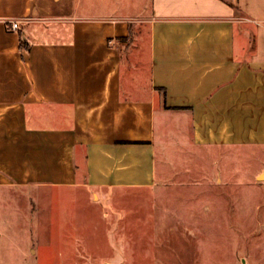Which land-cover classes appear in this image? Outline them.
Listing matches in <instances>:
<instances>
[{
  "label": "crops",
  "instance_id": "0c3cea01",
  "mask_svg": "<svg viewBox=\"0 0 264 264\" xmlns=\"http://www.w3.org/2000/svg\"><path fill=\"white\" fill-rule=\"evenodd\" d=\"M205 152L264 185V0H0V264H70L30 256H76L89 197Z\"/></svg>",
  "mask_w": 264,
  "mask_h": 264
},
{
  "label": "rangeland",
  "instance_id": "374dc122",
  "mask_svg": "<svg viewBox=\"0 0 264 264\" xmlns=\"http://www.w3.org/2000/svg\"><path fill=\"white\" fill-rule=\"evenodd\" d=\"M179 154L164 166L166 178L157 186L106 190L104 197H89L92 206L84 210L91 227L76 229L86 242L75 246L76 256H30V261L264 264V185L253 180L248 163L237 164L235 181L228 189V184L216 181L211 154L205 152L199 160ZM237 157L246 156L239 150ZM43 194L35 197L37 205L51 199L48 190ZM61 199L52 212L68 208L67 197ZM75 209L79 224V204Z\"/></svg>",
  "mask_w": 264,
  "mask_h": 264
},
{
  "label": "built area",
  "instance_id": "2783aa9c",
  "mask_svg": "<svg viewBox=\"0 0 264 264\" xmlns=\"http://www.w3.org/2000/svg\"><path fill=\"white\" fill-rule=\"evenodd\" d=\"M10 28L13 30L18 28V21H11Z\"/></svg>",
  "mask_w": 264,
  "mask_h": 264
}]
</instances>
